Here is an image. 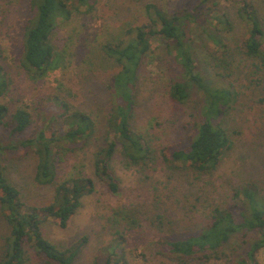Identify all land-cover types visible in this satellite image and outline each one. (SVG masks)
I'll list each match as a JSON object with an SVG mask.
<instances>
[{"label":"trees","instance_id":"obj_1","mask_svg":"<svg viewBox=\"0 0 264 264\" xmlns=\"http://www.w3.org/2000/svg\"><path fill=\"white\" fill-rule=\"evenodd\" d=\"M133 1L138 3L133 18L119 23L101 22L88 29V23L97 20L98 0H29L32 15L24 27L20 65L31 82L83 63L84 72L115 71L106 85L110 103L99 145L91 115L72 109L60 96L52 97L54 113L30 137L22 136L34 122L28 106L21 103L10 111L7 104L0 102V216L8 225L0 264H75L88 237L59 246L47 237L45 226L55 223L65 228L82 199L95 193L98 182L109 194L121 195L120 180L114 173L117 152L126 167L139 166L140 170L162 164L172 175L192 176L188 177V187L184 183L182 188L178 183L174 187L195 197L191 209L195 211L197 226L167 231L161 213L148 219L140 218L134 207L114 208L104 225L111 237L97 249L93 264H129L127 244L128 236L135 234L133 229H143L142 232L151 229L146 243L181 264L217 258L237 236L240 251L231 264L257 263V253L264 248L262 186L257 181L242 179L230 187L226 201L202 197V203L200 194L195 195L197 192L191 189L201 175L216 171L233 148L235 142L225 124L240 96L227 79L231 69L225 74L227 67L220 66L225 60L218 61L220 65L212 64L213 68L220 66L213 73L199 68V54L225 57L232 46L238 47L255 60L251 64L254 71L262 70L255 80H264V16L260 2L224 0L235 8V16L242 22L244 32L235 43L230 37L234 22L211 0H195L181 8L175 7L177 0ZM60 30H64V35L57 43L54 36ZM153 41L172 57L180 70L178 78L169 77L164 106L181 109L188 103L192 89L200 94L195 111L184 117L190 132L188 142L181 143V147L170 141H154L151 131L160 126L155 115L147 121L143 132L131 124L141 71L155 62ZM199 44L206 50L202 51ZM94 57L101 63H96ZM11 80L9 69L0 63V98L8 94ZM259 101L264 103V97ZM55 123L59 127L51 128ZM262 143L244 146L242 157L255 152L259 160ZM29 153L36 157L34 181L52 188L50 201L42 205L27 203L22 198L5 162L7 157L19 159ZM244 171L238 170L239 174L231 171L230 177H239ZM203 183L209 188L210 183Z\"/></svg>","mask_w":264,"mask_h":264},{"label":"rangeland","instance_id":"obj_2","mask_svg":"<svg viewBox=\"0 0 264 264\" xmlns=\"http://www.w3.org/2000/svg\"><path fill=\"white\" fill-rule=\"evenodd\" d=\"M256 1L260 2V9L264 16V0ZM194 2L195 0H177L174 4L176 8H181ZM211 2L216 8L226 12L234 22V34L232 33L230 37L231 41L236 43L241 39L244 30L241 26L242 22H239L235 16V8L224 0H211ZM137 5L138 3L133 0H98L97 20L89 22L88 29H93L101 22L119 23L131 19L137 12L135 10ZM31 15L29 0H0V63L9 69L12 78L9 92L0 98V102L7 104L10 111L21 103L28 106L34 122L22 136L30 137L42 125L45 126L44 119L54 113L52 97L60 96L72 109L82 110L91 115L97 128L96 145L101 144L110 103L106 85L108 78L115 70L88 73L82 70L83 67L86 68V64L83 63L78 67L72 65L65 70H56L36 83L31 82L20 65L24 27ZM63 35L64 30L58 31L54 36L55 42L60 43ZM152 44L156 51L155 62L144 66L141 71L142 75L135 89V107L131 124L136 130L143 132L147 121L155 115L160 126L156 125L155 130L151 131L154 141L156 143L161 140L170 141L181 147V143L188 142L190 132V129L185 127L184 117L195 111L194 105L200 102V94L192 89L188 103L181 109L169 105L168 108L164 106L169 77L178 78L180 70L162 47L158 48L154 41ZM198 47L202 51L206 50L200 44ZM199 55L201 59L197 61V64L201 70L205 68L214 73L220 70V66H226L225 74H228L231 69L232 74L227 79L239 91L240 96L239 103L236 102L234 111L230 113L229 122L225 124L235 142L233 148L225 156L219 168L212 174L201 175L200 179L194 181L195 185L191 190L197 192L195 195L200 194V203L203 202L202 197L226 201L233 184L242 179H251L262 186L264 194V103L259 101L264 97V80H255L262 70L254 71L251 64L255 60H251L242 53L241 49L234 48V46L225 57L215 55L205 57L201 53ZM222 59L225 60V64L218 63ZM94 60L96 63L100 62L96 57ZM214 62L221 65L213 68ZM227 79L226 82H228ZM58 86L67 90L63 91ZM51 126V128H56L59 124L55 123ZM256 141H263L259 160L255 152L252 156L248 153L246 158H243V147L250 148ZM35 158L33 153H29L19 159L7 157L5 162L8 165L11 179L15 181L22 193V198L27 203L42 205L50 201L52 188L41 186L34 181ZM138 168L140 167H126L121 155L117 152L114 159V173L120 180L121 195L109 194L98 182L95 193L82 199L81 206L65 228H60L55 223L45 226L47 237L59 246H66L83 236L88 237V242L75 264H93L97 249L107 243L111 237L104 225L114 208L134 207L140 218L148 219L161 213L163 226L167 231L196 228L197 221L193 216L195 211L191 209L195 197L189 191L174 187V184L178 183L179 188H182V183L187 184L192 176L183 173L172 175L170 169L164 170L162 164L157 167H144L140 170ZM240 169L245 170L243 174L240 173V178L237 175L230 177L231 171L238 173ZM245 175L247 176L243 177ZM203 181L210 183L209 188ZM186 186L188 187V184ZM196 205L199 206V204ZM7 230L8 225L0 216V254ZM133 230L135 234L128 236L129 243L127 244V251L131 256L129 264H181L170 256L157 253L153 246L147 244L150 238L147 232L151 229L146 232H142L143 229ZM239 251L237 236L223 247L217 258L212 257L208 261L194 259L189 264H231ZM256 259V264H264V248L258 251ZM31 264H40V262Z\"/></svg>","mask_w":264,"mask_h":264}]
</instances>
